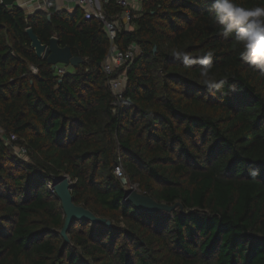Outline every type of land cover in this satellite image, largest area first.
<instances>
[{"label":"trees","instance_id":"1","mask_svg":"<svg viewBox=\"0 0 264 264\" xmlns=\"http://www.w3.org/2000/svg\"><path fill=\"white\" fill-rule=\"evenodd\" d=\"M211 5L143 0L135 28L114 40L139 53L110 76L98 21L79 9L27 15L0 5V127L27 155L0 139V264H264V68L220 34ZM117 12L113 1L104 6L108 18ZM27 28L82 64L57 75L30 48ZM174 49L211 51L209 76L227 83L209 90L201 66L185 68ZM122 72L117 99L107 82ZM119 162L142 195L178 206L135 208L113 174ZM62 176L73 203L109 227L75 221L64 242L65 216L47 188Z\"/></svg>","mask_w":264,"mask_h":264},{"label":"built area","instance_id":"2","mask_svg":"<svg viewBox=\"0 0 264 264\" xmlns=\"http://www.w3.org/2000/svg\"><path fill=\"white\" fill-rule=\"evenodd\" d=\"M118 9V12L110 18L104 13V6L110 2ZM143 0H19L16 7L24 10L29 15L41 10L48 12L51 8L56 10L71 12L79 9L86 20L98 21L109 41V50L101 64L102 72L110 76L121 67L129 66L139 53V47L135 43H131L124 51H120L114 44V40L120 32H129L135 28L134 20L139 16L142 10ZM57 69V70H56ZM57 75L62 76L65 73L63 67L55 68ZM32 74L37 73V68L30 66ZM126 74L122 72L117 77L109 79L107 85L111 93L119 99L122 95L126 84ZM0 139L6 146H10L15 155L26 160V150L15 144L16 136L7 135L0 127ZM114 176L120 181L127 191L140 193L136 184H129L126 174L121 163L115 165L113 169ZM52 191V190H51ZM141 194V193H140Z\"/></svg>","mask_w":264,"mask_h":264},{"label":"clouds","instance_id":"3","mask_svg":"<svg viewBox=\"0 0 264 264\" xmlns=\"http://www.w3.org/2000/svg\"><path fill=\"white\" fill-rule=\"evenodd\" d=\"M210 11L214 14L215 22L222 27L224 38L233 37L242 45L241 58L252 66L264 68V7L241 6L236 0H212ZM173 56L182 59L185 68L195 64L201 66V82L209 90L221 89L227 81L209 76L212 52L193 57L181 50H173Z\"/></svg>","mask_w":264,"mask_h":264},{"label":"water","instance_id":"4","mask_svg":"<svg viewBox=\"0 0 264 264\" xmlns=\"http://www.w3.org/2000/svg\"><path fill=\"white\" fill-rule=\"evenodd\" d=\"M18 1L19 0H0V5L10 8L12 6H16L15 4ZM49 18L50 17L48 16V19ZM26 34L30 41V48L34 51L36 57L38 59L46 60V63L51 67V70L54 71L57 65L76 68L82 64L83 60L79 57L73 56L68 47H60L55 37H52L46 45L41 43L31 28H27ZM70 190V181L66 176L56 179L52 184V191L60 201L61 208L65 216L64 224L60 231V236L65 243L69 242L67 230L75 221H88L92 224L102 223L108 227L111 225L109 221L96 217L93 213L82 206L75 205L73 203ZM126 200L138 210L149 214L160 211L170 212L178 206V204L168 206L163 203H158L148 196L131 190L126 191ZM179 207L180 210H182V207Z\"/></svg>","mask_w":264,"mask_h":264},{"label":"rangeland","instance_id":"5","mask_svg":"<svg viewBox=\"0 0 264 264\" xmlns=\"http://www.w3.org/2000/svg\"><path fill=\"white\" fill-rule=\"evenodd\" d=\"M59 66H62L68 73H70V72H72L73 71V68L72 67H65V66H63V65H59ZM12 149V148H11ZM13 151V150H12ZM14 153V152H13ZM47 188L49 189V190H52V185H47Z\"/></svg>","mask_w":264,"mask_h":264},{"label":"crops","instance_id":"6","mask_svg":"<svg viewBox=\"0 0 264 264\" xmlns=\"http://www.w3.org/2000/svg\"><path fill=\"white\" fill-rule=\"evenodd\" d=\"M56 10V8H54ZM72 12V11H71ZM27 15H29L27 12H25ZM139 17V16H138ZM68 71V70H67Z\"/></svg>","mask_w":264,"mask_h":264}]
</instances>
